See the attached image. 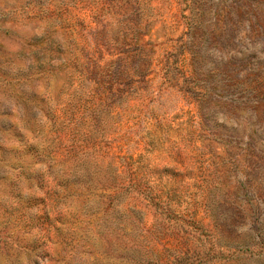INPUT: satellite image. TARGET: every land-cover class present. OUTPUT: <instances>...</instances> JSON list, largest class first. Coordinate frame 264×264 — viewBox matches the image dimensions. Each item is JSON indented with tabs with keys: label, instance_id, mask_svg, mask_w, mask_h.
<instances>
[{
	"label": "rangeland",
	"instance_id": "rangeland-1",
	"mask_svg": "<svg viewBox=\"0 0 264 264\" xmlns=\"http://www.w3.org/2000/svg\"><path fill=\"white\" fill-rule=\"evenodd\" d=\"M0 264H264V0H0Z\"/></svg>",
	"mask_w": 264,
	"mask_h": 264
},
{
	"label": "trees",
	"instance_id": "trees-1",
	"mask_svg": "<svg viewBox=\"0 0 264 264\" xmlns=\"http://www.w3.org/2000/svg\"><path fill=\"white\" fill-rule=\"evenodd\" d=\"M141 41V40H140Z\"/></svg>",
	"mask_w": 264,
	"mask_h": 264
}]
</instances>
